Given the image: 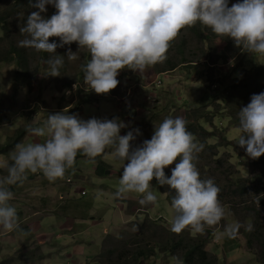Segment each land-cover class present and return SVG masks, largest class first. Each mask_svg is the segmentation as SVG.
I'll use <instances>...</instances> for the list:
<instances>
[{"label": "rangeland", "instance_id": "1", "mask_svg": "<svg viewBox=\"0 0 264 264\" xmlns=\"http://www.w3.org/2000/svg\"><path fill=\"white\" fill-rule=\"evenodd\" d=\"M228 2L231 7L242 0ZM46 8L41 13L45 18L56 13L53 5ZM33 11L39 9L0 0V16L9 18L11 24L7 35L0 33V147L24 131L19 144L43 143L47 137H37L28 129L42 127L49 114L65 109L84 121L116 118L126 125L121 135L139 129L140 135L130 142L133 149L151 139L155 126L165 118L182 117L187 124L204 128L197 133L200 141L196 142L204 149L195 163L200 178L212 179L219 187L225 217L220 225L206 227L203 234L188 228L174 233L175 212L154 179L151 190L157 204L141 205L142 196L137 193L115 195L123 162L113 157L110 148L103 154L109 171L106 176L98 175L95 161L76 157L75 171L69 169L63 180L51 182L37 172L28 173L22 185L9 186L14 194L9 204L17 211L20 229L8 232L0 226V264H95L96 257L108 249L116 254L101 257L107 263L118 262L119 257L128 262L132 254L144 251L140 264H184V244L194 239L203 242L213 264H264V155L252 159L237 143L239 121L233 123L232 116L244 107L241 101L230 106L221 101L223 88L227 90L247 71L264 64V57L242 51L232 39L217 36L210 28L202 30L205 41L185 28L164 63L142 73L121 70L118 86L98 95L84 84L82 66L90 59L87 48H79L76 42L57 48L64 63L60 76L53 77L48 75L47 64L53 54L19 46L25 38L19 29ZM50 42L60 43L56 37ZM180 44L184 46L181 50ZM13 46L27 53L28 69L19 67ZM69 49L75 59H68ZM183 60L193 62L162 72ZM15 151L0 156V165L11 164ZM6 175L0 167V178ZM234 223L241 225L234 238L219 234ZM180 239L183 244L172 251Z\"/></svg>", "mask_w": 264, "mask_h": 264}, {"label": "clouds", "instance_id": "2", "mask_svg": "<svg viewBox=\"0 0 264 264\" xmlns=\"http://www.w3.org/2000/svg\"><path fill=\"white\" fill-rule=\"evenodd\" d=\"M49 4L56 13L45 18L41 13ZM32 7L39 11L31 12L20 27L25 38L19 46L53 54L47 60L48 75L53 77L60 76L64 63L57 48L73 42L87 48L90 59L82 66L84 84L98 95L109 94L118 86L121 70L142 73L164 63L181 30L197 23L217 36L232 39L242 51L264 57V0H242L231 7L228 0H37ZM52 37L59 38L60 43L50 42ZM67 57L75 59L76 55L69 49ZM67 112L49 114L42 127H30L31 134L47 137L44 142L17 144L12 163L0 165L7 171L0 178V226L4 230L20 229L17 211L9 204L14 195L9 186L22 185L28 173L42 172L51 182L63 180L69 169L75 171L78 154L94 161L110 148L114 149L113 157L123 162L117 197L137 193L142 196L141 205L157 204L151 190L155 178L175 192L171 201L174 233L188 228L203 234L206 227L220 225L225 217L220 189L212 179L200 178L195 161L204 145L196 142L185 119L165 118L155 126L151 139L133 149L130 142L140 135L139 129L121 135L126 125L116 118L84 121ZM238 118V145L246 149L248 157H261L264 92L253 94ZM177 160L168 178L164 169ZM240 227L239 223L230 224L219 234L234 238Z\"/></svg>", "mask_w": 264, "mask_h": 264}, {"label": "trees", "instance_id": "3", "mask_svg": "<svg viewBox=\"0 0 264 264\" xmlns=\"http://www.w3.org/2000/svg\"><path fill=\"white\" fill-rule=\"evenodd\" d=\"M37 0H16V6L19 8H25L27 5L35 4ZM47 6V5H46ZM11 24L9 23V18H6L5 16H0V33L4 32L5 35H7L10 32ZM192 33L197 36L199 39L203 40V32L202 30L205 29V26L201 28L200 25L196 24L194 27L189 28ZM185 29L181 30L178 38L182 37ZM177 38V39H178ZM3 38L0 36V42ZM176 39V40H177ZM176 40L172 43V45L176 42ZM205 41V40H203ZM183 43V42H182ZM182 46V44H180ZM184 46L180 47V50L183 49ZM11 51H13L14 54H16L15 59L18 60V65L21 69H28L29 67V58L27 56V53L20 50L17 46H13ZM185 61V62H184ZM13 62V61H12ZM187 62H193V61H187L183 60L179 63H171L169 66H167L162 72L167 70H174L178 67L180 63H187ZM264 92V64H258L253 69L249 70L242 76L241 79H239L237 82H234L230 87L223 88L221 91V98L222 103L224 104H233L235 102L241 101L242 106H247L248 103H250L251 97L253 94H259ZM240 108L237 109V113L233 115L234 122H238V114H239ZM200 119L204 118L203 116L199 117ZM206 122L211 123L212 120L206 119ZM187 129L190 131L194 137L199 142L200 140L197 137V133L199 129H204L202 126H196L194 124H187ZM26 131L19 134L18 136L13 139L12 143H9L6 147L1 146L0 147V156H4L8 154L10 151H12L14 148H16V145L20 143V141L24 138ZM86 157L82 154H78L77 158ZM96 163V171L99 176H106L109 174V171L106 170L108 168V164H106L103 161V154L101 156H98L95 158ZM165 174L168 178L171 177L172 170L169 168L164 169ZM154 181L159 185L160 191L163 194L167 195V200L170 202L172 201L173 196L175 195L174 190L170 189L169 186L164 185L161 186L154 178ZM183 244L182 239L180 241L176 242L172 246V251H176L180 247V245ZM184 253H183V262L184 264H213V260L210 258L209 253L205 250L203 246V242L201 240H192L187 245L184 244ZM166 252H170L168 249L165 250ZM171 253V252H170ZM116 254V251L114 249H108L104 253H100L96 259L95 264H140L141 259H143L146 254L144 251H141L137 253L135 256L132 254L130 261L124 262L122 257H119L117 260H120L118 262H105L103 260L105 258V255L107 256H114ZM103 259H102V258Z\"/></svg>", "mask_w": 264, "mask_h": 264}, {"label": "built area", "instance_id": "4", "mask_svg": "<svg viewBox=\"0 0 264 264\" xmlns=\"http://www.w3.org/2000/svg\"><path fill=\"white\" fill-rule=\"evenodd\" d=\"M157 83H158V85H160L161 84V81H158ZM83 195H85V192L84 191H83Z\"/></svg>", "mask_w": 264, "mask_h": 264}]
</instances>
